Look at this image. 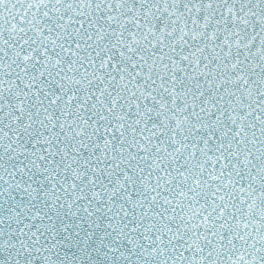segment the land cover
I'll return each instance as SVG.
<instances>
[{
	"label": "snow or ice",
	"instance_id": "obj_1",
	"mask_svg": "<svg viewBox=\"0 0 264 264\" xmlns=\"http://www.w3.org/2000/svg\"><path fill=\"white\" fill-rule=\"evenodd\" d=\"M0 182L7 264H264V0H0Z\"/></svg>",
	"mask_w": 264,
	"mask_h": 264
},
{
	"label": "water",
	"instance_id": "obj_2",
	"mask_svg": "<svg viewBox=\"0 0 264 264\" xmlns=\"http://www.w3.org/2000/svg\"><path fill=\"white\" fill-rule=\"evenodd\" d=\"M86 154V153H85ZM2 183V182H0ZM20 195L17 194L16 201H8V204H5V200L3 197H0V216L6 214V208L13 204L19 203ZM2 227V226H0ZM4 232H7V228H2ZM83 231H87L85 228ZM103 235L102 230H98L96 236H94L91 240L88 241L86 247V251L81 253V245L76 244L75 242L68 244L63 247L60 252V258L65 256L75 258L80 261V264H121L120 259L117 256H113L111 254L105 255L106 249L102 246H99L100 237ZM83 236V233H82ZM63 239V236L60 237ZM82 238V237H81ZM4 239L3 236H0V241ZM8 257L3 248H0V264H7Z\"/></svg>",
	"mask_w": 264,
	"mask_h": 264
}]
</instances>
